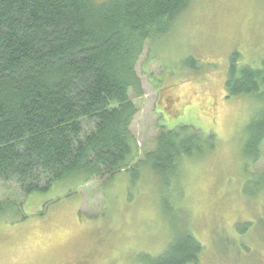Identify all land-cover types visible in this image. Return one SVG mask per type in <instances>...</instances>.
<instances>
[{"label":"rangeland","instance_id":"374dc122","mask_svg":"<svg viewBox=\"0 0 264 264\" xmlns=\"http://www.w3.org/2000/svg\"><path fill=\"white\" fill-rule=\"evenodd\" d=\"M236 51L244 62L263 65L264 0H192L168 35L146 44L136 68L144 95L130 94L139 110L131 126L133 166L155 150L161 126L189 125L217 137L206 159L185 162L183 189L170 197L203 246L195 264H264V143L249 175L242 155L256 104L226 96ZM191 57L198 66L187 63ZM186 102L175 116L163 117L169 103ZM148 168L134 184L124 172L84 185L64 181L28 197L21 217L0 219V264H143L142 256L160 255L178 219L184 221L164 202L167 180ZM9 199L21 202L23 195L16 182L0 181V203ZM239 224L248 226L243 235Z\"/></svg>","mask_w":264,"mask_h":264},{"label":"trees","instance_id":"16d2710c","mask_svg":"<svg viewBox=\"0 0 264 264\" xmlns=\"http://www.w3.org/2000/svg\"><path fill=\"white\" fill-rule=\"evenodd\" d=\"M191 4L0 0V181L16 182L23 195L21 202L0 203V219L21 217L28 197L58 183L80 180L84 185L131 172L134 184L148 166L167 180L169 200L164 202L185 226L178 219L167 249L142 256L143 264L198 262L203 246L189 232L180 202L171 203L170 197L173 189L175 194L183 189L185 162L206 159L216 150L217 137L189 125L161 126L155 150L133 166L137 144L131 126L139 110L130 97L144 95L136 68L146 44L168 35ZM187 63L199 64L193 57ZM255 65L234 52L225 82L228 98L245 96L256 104L242 147L246 174L260 160L264 143V62ZM169 104H161L163 117L188 105ZM245 227L237 225V232L245 234Z\"/></svg>","mask_w":264,"mask_h":264}]
</instances>
